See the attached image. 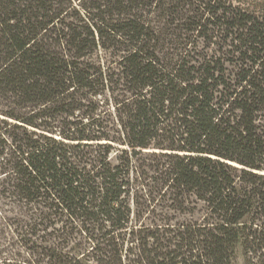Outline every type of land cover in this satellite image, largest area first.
<instances>
[{
	"label": "trees",
	"instance_id": "1",
	"mask_svg": "<svg viewBox=\"0 0 264 264\" xmlns=\"http://www.w3.org/2000/svg\"><path fill=\"white\" fill-rule=\"evenodd\" d=\"M0 226V264H264V11L0 0Z\"/></svg>",
	"mask_w": 264,
	"mask_h": 264
},
{
	"label": "rangeland",
	"instance_id": "2",
	"mask_svg": "<svg viewBox=\"0 0 264 264\" xmlns=\"http://www.w3.org/2000/svg\"><path fill=\"white\" fill-rule=\"evenodd\" d=\"M235 2H239L241 5L246 7H254L257 8L258 11H264V0H233ZM235 5H239L236 3ZM206 206L203 203H197L190 207V212H193L192 214H187L184 216H178V219L180 221L184 220H194L202 222L206 215ZM1 229V226H0ZM11 234V233H10ZM20 237L18 235L11 236L8 234L1 235L0 236V249H3L2 247H7L4 249L6 251V254L8 256L18 254L21 249H19L20 244ZM234 264H246L244 253L242 251V248H239L236 253V258L234 261Z\"/></svg>",
	"mask_w": 264,
	"mask_h": 264
}]
</instances>
